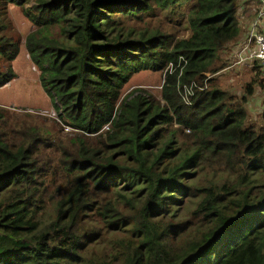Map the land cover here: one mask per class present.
Segmentation results:
<instances>
[{"label": "trees", "instance_id": "trees-1", "mask_svg": "<svg viewBox=\"0 0 264 264\" xmlns=\"http://www.w3.org/2000/svg\"><path fill=\"white\" fill-rule=\"evenodd\" d=\"M236 3L0 0V87L16 77L20 42L6 34L14 4L36 27L23 45L40 85L75 131L70 151L0 106V264H264V130L247 121L246 107L254 84L239 99L210 79L203 87L238 38ZM156 9L183 19L174 21L188 35L125 26ZM145 70L164 72L163 103L122 99ZM190 83L199 85L184 98ZM40 145L60 154L64 183L50 195ZM187 200L191 232L177 243ZM99 243L100 253L89 249Z\"/></svg>", "mask_w": 264, "mask_h": 264}, {"label": "rangeland", "instance_id": "rangeland-1", "mask_svg": "<svg viewBox=\"0 0 264 264\" xmlns=\"http://www.w3.org/2000/svg\"><path fill=\"white\" fill-rule=\"evenodd\" d=\"M236 6V18L240 28L238 38L236 41L228 43L227 46L220 51L216 64L222 66H220V69L217 71L206 74L203 87L209 88V82H207V80L210 79V83L228 91L229 94L239 99L245 92L246 84L253 82L254 93L246 105L248 110L247 121L264 130V119L261 117V110L264 106V63L241 62L232 65L237 59L236 48L244 42L249 25L254 18H256V14L261 8H264V0H237ZM6 9L10 24V29L6 31V34L20 42V50L11 64L16 77L11 80L9 84L0 87V106L12 112L19 113L18 122H22L26 119L31 124L40 125V128L43 130H48L50 140L53 144H58V141H60V144L65 145L68 150L73 151L72 145L75 141V131L63 121L59 120L51 99L40 85V70L38 66L32 62L23 45L25 36L35 31L36 27L33 26L31 21L26 17L20 6L8 4L6 5ZM169 18L173 21L183 20L176 14L168 15L167 11L160 12L156 9L154 16H145L141 21L128 18L124 20V23L127 28L134 25L142 26L147 23L150 28H161L174 32L176 38L186 37L188 31L184 30L183 26L176 24L175 21L171 22ZM164 80L165 75L163 71H140L134 74L125 84L122 92V99L130 94H141L144 97L149 99L154 98L163 103L161 86ZM196 85L199 84H186L182 91L183 97L185 98L188 96L190 92H192V88L196 87ZM108 128L109 125H104L99 132L105 131ZM186 133L185 131L184 134ZM56 149L55 145L49 149L40 145L39 149L38 156L40 165L48 170L44 176L45 183L48 184L45 192L46 195L52 194L55 191V187L62 186L64 183L62 168L59 162L60 154L58 149ZM215 162V157H211L204 161L210 171H212ZM193 208L194 200H187L180 207L177 217L180 221H184L188 224V229L183 235L178 237L176 240L177 243L190 236L191 230L189 226L194 219L190 213ZM89 249H94L96 252L100 253L103 249V244L91 245Z\"/></svg>", "mask_w": 264, "mask_h": 264}, {"label": "built area", "instance_id": "built-area-1", "mask_svg": "<svg viewBox=\"0 0 264 264\" xmlns=\"http://www.w3.org/2000/svg\"><path fill=\"white\" fill-rule=\"evenodd\" d=\"M257 19L258 22L251 25L244 42L236 48L237 59L232 65L241 62H264V8L259 11Z\"/></svg>", "mask_w": 264, "mask_h": 264}, {"label": "clouds", "instance_id": "clouds-1", "mask_svg": "<svg viewBox=\"0 0 264 264\" xmlns=\"http://www.w3.org/2000/svg\"><path fill=\"white\" fill-rule=\"evenodd\" d=\"M254 62H256V63H259V64H263L264 62H259V61H254ZM248 63V62H247ZM10 83V82H9ZM8 83V84H9ZM7 85V84H6Z\"/></svg>", "mask_w": 264, "mask_h": 264}, {"label": "water", "instance_id": "water-1", "mask_svg": "<svg viewBox=\"0 0 264 264\" xmlns=\"http://www.w3.org/2000/svg\"><path fill=\"white\" fill-rule=\"evenodd\" d=\"M21 109H24V108H21Z\"/></svg>", "mask_w": 264, "mask_h": 264}, {"label": "crops", "instance_id": "crops-1", "mask_svg": "<svg viewBox=\"0 0 264 264\" xmlns=\"http://www.w3.org/2000/svg\"><path fill=\"white\" fill-rule=\"evenodd\" d=\"M9 86V85H8Z\"/></svg>", "mask_w": 264, "mask_h": 264}]
</instances>
